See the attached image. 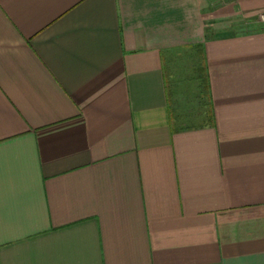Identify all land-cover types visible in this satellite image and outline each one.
<instances>
[{
	"label": "crops",
	"instance_id": "1",
	"mask_svg": "<svg viewBox=\"0 0 264 264\" xmlns=\"http://www.w3.org/2000/svg\"><path fill=\"white\" fill-rule=\"evenodd\" d=\"M0 264H264V0H0Z\"/></svg>",
	"mask_w": 264,
	"mask_h": 264
},
{
	"label": "rangeland",
	"instance_id": "2",
	"mask_svg": "<svg viewBox=\"0 0 264 264\" xmlns=\"http://www.w3.org/2000/svg\"><path fill=\"white\" fill-rule=\"evenodd\" d=\"M177 60V65L170 72L172 78H168L169 82L175 84L174 102L172 103L174 113L179 124H196L202 121L204 110L209 115V108L205 104L206 97L200 95L205 92L201 81L204 79L201 54L199 51L181 53ZM168 85L170 89L171 85Z\"/></svg>",
	"mask_w": 264,
	"mask_h": 264
}]
</instances>
